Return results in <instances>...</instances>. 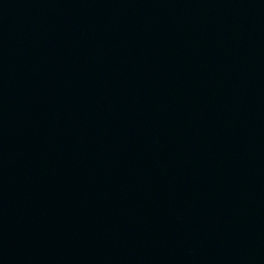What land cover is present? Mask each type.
Masks as SVG:
<instances>
[{"label":"water","instance_id":"95a60500","mask_svg":"<svg viewBox=\"0 0 264 264\" xmlns=\"http://www.w3.org/2000/svg\"><path fill=\"white\" fill-rule=\"evenodd\" d=\"M0 264H264V0H0Z\"/></svg>","mask_w":264,"mask_h":264}]
</instances>
